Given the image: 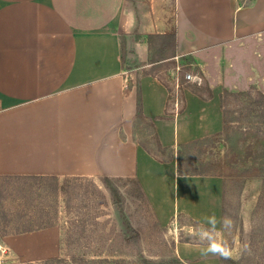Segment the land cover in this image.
<instances>
[{
  "label": "crops",
  "instance_id": "crops-1",
  "mask_svg": "<svg viewBox=\"0 0 264 264\" xmlns=\"http://www.w3.org/2000/svg\"><path fill=\"white\" fill-rule=\"evenodd\" d=\"M172 3V19L153 26L137 24L127 0H0V176L125 175L138 180L161 225L182 215L200 224L213 213L221 218L222 177L178 164L185 145L223 129L220 91L206 96L181 85L175 105L174 90L155 70L140 69L149 66V34L174 31L173 60L191 55L200 62L207 52L260 34L264 0ZM136 84L144 120L166 157L127 132L136 119ZM49 231L1 239L21 253L17 239L44 233L53 240ZM198 248L181 240L173 247L192 264H218L214 256L202 259Z\"/></svg>",
  "mask_w": 264,
  "mask_h": 264
},
{
  "label": "rangeland",
  "instance_id": "rangeland-1",
  "mask_svg": "<svg viewBox=\"0 0 264 264\" xmlns=\"http://www.w3.org/2000/svg\"><path fill=\"white\" fill-rule=\"evenodd\" d=\"M172 2L127 0L138 17L136 23L143 19L153 26L172 19ZM203 58L205 61L200 62L185 55L179 61H162L155 69L170 94L177 63L182 64L180 86L203 95L211 88L220 91L223 129L185 145L179 152L180 169L222 177L221 217L231 216L235 221L232 232L223 234L233 251L229 264H264V31L235 39ZM186 72L195 79L187 81ZM127 132L158 156H168V151L156 146L149 121L136 118ZM57 176L60 188L54 192L47 190L54 185L53 180L40 183L37 179L0 176V264L194 262L179 258L173 247L176 240L199 244L193 231L200 223L182 215L161 225L135 182L125 175ZM64 178L68 180L63 182ZM28 188L33 190L29 197ZM40 208L51 214L54 224L48 227L54 239L34 233L17 239V245L26 251L15 252L1 236L17 234L13 230L32 222Z\"/></svg>",
  "mask_w": 264,
  "mask_h": 264
},
{
  "label": "trees",
  "instance_id": "trees-1",
  "mask_svg": "<svg viewBox=\"0 0 264 264\" xmlns=\"http://www.w3.org/2000/svg\"><path fill=\"white\" fill-rule=\"evenodd\" d=\"M237 4L238 5H245L246 1L241 2V1L237 0ZM147 42H148L150 54H149V57H148V60L146 63H148L149 66L147 68H141L146 63H141L138 65H135L136 68H138V67L141 68L140 69L141 74H148V73L154 72V70L158 67L159 63H161L162 61H165V60L173 59V57L176 55V35H175L174 31L167 32V33L149 34L147 36ZM125 55H126V48H125L124 41L122 39V43H121V60H122V63H124V61H125ZM186 62H188V61H186ZM136 87H137L136 118L137 119H144V116H143L142 110H141V95H140V89H139L138 84H136ZM194 91H196V90H194ZM196 92L199 93L198 91H196ZM210 95H211V91H208L206 93V96H210ZM220 98H221V95H220ZM220 102H221V99H220ZM221 105H222V103H221ZM197 141L198 140H195L192 143H195ZM155 144L158 147V149H161V147L158 144V142L156 141V139H155ZM178 160H179V155H178ZM178 164H179V162H178ZM178 167H179V165H178ZM179 169H180V167H179ZM188 172H191V171H188ZM3 177L11 178V179L12 178H16V179H37L38 182H40V183H42L46 180H53L54 185L52 187L48 188L47 190L54 192V190L59 191V188H60V187H58L59 179L55 175H11V176H3ZM127 178H128V180L135 182V185L138 187V190H139V195L141 197H143V199L146 201L147 205L149 206L148 201L144 195V192H143L141 185L138 182V180L134 177H127ZM67 180H68V178H64L63 182H66ZM45 185L46 184H43V186L45 188H47ZM111 192H112L113 196L116 195V189L115 188L111 189ZM32 193H33V190L28 188V193L26 196L29 197V195ZM36 212H37L36 218L34 220H32V222L24 225L23 227L21 226L19 228H16V230H13L14 233L32 231L35 229L48 227V226H51L54 224V222L52 221L53 219H51V216H50L51 214H50L49 210H45L44 208H40ZM2 215H3V212L0 213V231H1ZM34 215H35V213H34ZM3 232H5V231H3ZM6 233H8V232H6ZM220 262H221V264H229L232 261L231 260H223L220 258Z\"/></svg>",
  "mask_w": 264,
  "mask_h": 264
},
{
  "label": "clouds",
  "instance_id": "clouds-1",
  "mask_svg": "<svg viewBox=\"0 0 264 264\" xmlns=\"http://www.w3.org/2000/svg\"><path fill=\"white\" fill-rule=\"evenodd\" d=\"M234 227L235 221L231 216L225 215L219 219L214 213L206 216L204 222L193 231V236L199 243L197 250L201 258L207 259L209 256H214L223 260L232 259L231 244L223 234L231 233ZM243 248L247 250V244L243 245Z\"/></svg>",
  "mask_w": 264,
  "mask_h": 264
},
{
  "label": "built area",
  "instance_id": "built-area-1",
  "mask_svg": "<svg viewBox=\"0 0 264 264\" xmlns=\"http://www.w3.org/2000/svg\"><path fill=\"white\" fill-rule=\"evenodd\" d=\"M176 58V57H175ZM178 61V60H176ZM182 64H179L177 63L176 64V76H175V79H174V92H173V95H171L173 98H174V104L177 105L178 103V89L180 87V82H179V76H178V72L181 68ZM184 77L187 81L191 80V79H195V75L189 73V72H186L184 74Z\"/></svg>",
  "mask_w": 264,
  "mask_h": 264
}]
</instances>
